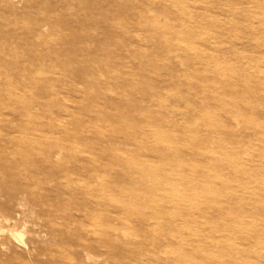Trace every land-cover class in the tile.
<instances>
[{"label":"rangeland","instance_id":"374dc122","mask_svg":"<svg viewBox=\"0 0 264 264\" xmlns=\"http://www.w3.org/2000/svg\"><path fill=\"white\" fill-rule=\"evenodd\" d=\"M0 225V264H264V0H0Z\"/></svg>","mask_w":264,"mask_h":264},{"label":"bare ground","instance_id":"6f19581e","mask_svg":"<svg viewBox=\"0 0 264 264\" xmlns=\"http://www.w3.org/2000/svg\"><path fill=\"white\" fill-rule=\"evenodd\" d=\"M10 228V227H9ZM0 231H2V232H4V233H9L10 235H12V237L13 236H17V239L18 238H20V240H22L23 239V235L20 233V232H18V233H15V232H13V231H11V230H8V229H6L5 227H3L2 225H0ZM25 233V232H24ZM16 239V240H17ZM20 240H18V241H20ZM23 241V240H22ZM17 242V241H16ZM20 243V242H19ZM18 243V244H19ZM23 243V242H22ZM23 245V244H22Z\"/></svg>","mask_w":264,"mask_h":264}]
</instances>
